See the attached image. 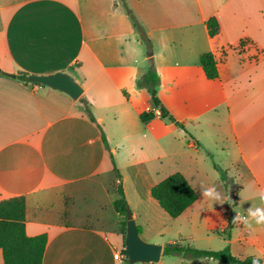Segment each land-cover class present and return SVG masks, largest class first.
<instances>
[{
    "label": "crops",
    "instance_id": "obj_1",
    "mask_svg": "<svg viewBox=\"0 0 264 264\" xmlns=\"http://www.w3.org/2000/svg\"><path fill=\"white\" fill-rule=\"evenodd\" d=\"M125 2L145 29L152 55L121 0H0V200L26 197V233L48 235L43 264H124L115 259L125 249L118 227L67 220L76 192L119 170L115 160L123 144H108L113 136L107 135L108 122L111 132L124 130L123 139L135 135L132 130L153 138L147 144L156 148V160L168 157V135L179 143L186 135L196 142L210 135L225 154L222 170L241 166L255 187L242 183L236 216L248 218L249 208L264 207L259 198L264 193V0ZM212 17L220 24L215 37L206 25ZM206 53L215 58V80L201 65ZM151 68L159 77L158 99L183 127L163 118L148 89L138 85ZM20 72H65L84 92L74 100L60 90L19 80ZM149 111L154 118L142 121ZM199 203L198 195L186 212L171 218L184 245L229 248L236 257L251 256L264 264V225L240 220L228 231L223 223L224 245L212 247L221 236L210 221L197 222ZM229 217L225 214L226 223ZM166 221L158 234L177 227ZM197 238L206 245L196 246ZM173 242L168 240L163 250ZM164 255L157 264H224L176 255L164 263Z\"/></svg>",
    "mask_w": 264,
    "mask_h": 264
},
{
    "label": "rangeland",
    "instance_id": "obj_2",
    "mask_svg": "<svg viewBox=\"0 0 264 264\" xmlns=\"http://www.w3.org/2000/svg\"><path fill=\"white\" fill-rule=\"evenodd\" d=\"M111 122H108V134L111 141L108 144H123L120 147V155L116 157V165H119L120 180L117 174H108L101 176L98 181L89 186L82 187L81 192H76L72 199L69 200L67 220L74 224H87L96 227H115L120 231H125V218L117 215L111 204L118 198V184L121 183L128 205L132 214L136 215V224L143 228L142 239L151 244L163 245L168 240L180 241L179 235L176 233L178 222L160 207L158 202L151 196V189L168 176L175 173H185L190 181H192L197 194L200 197V203L197 206L200 216L197 222H211V227L217 228V232L221 237H215L211 242L212 247H222L225 239L223 238L222 227L229 231L228 222L226 223L224 216L234 217V221L240 224L241 221L235 219L238 209L237 195L241 193V185L247 180L251 188H255L241 166L222 170L224 152L220 146H216L210 135L204 136L202 142L186 135L182 143L175 140L174 136L168 135L167 146L165 151L168 157L154 159L156 148L148 145L150 141L154 143L153 138H146V133L136 132L132 130V134L127 139H123L124 130L116 127L115 132H111ZM205 131L207 129L205 128ZM139 143V145H137ZM198 143V144H197ZM194 144V149L189 145ZM210 147L204 149L203 145ZM176 145V146H174ZM198 149V152L196 151ZM143 151V154L138 153ZM158 155V154H157ZM156 155V156H157ZM146 161L145 164L138 165L139 161ZM217 166L222 170L217 168ZM196 170L198 172H196ZM207 188H215L216 193L220 195L221 201H215L202 195ZM176 222L173 228H168L162 234H158L161 229L162 222ZM184 219H181V222ZM142 230V229H141ZM189 239V238H188ZM151 240L157 242H150ZM193 241L187 240L185 244H193ZM196 246L202 247L206 245L205 241L195 240ZM188 246V245H186ZM239 247H236V250ZM223 249V248H222ZM169 258H175L173 255H164L161 262H168ZM175 260H180L176 258ZM150 264V263H138Z\"/></svg>",
    "mask_w": 264,
    "mask_h": 264
},
{
    "label": "trees",
    "instance_id": "obj_3",
    "mask_svg": "<svg viewBox=\"0 0 264 264\" xmlns=\"http://www.w3.org/2000/svg\"><path fill=\"white\" fill-rule=\"evenodd\" d=\"M124 7L135 26L136 30L140 33L141 39L146 43L148 52L152 55V44L146 35V31L137 19L134 12L128 7L125 0H121ZM209 35L215 37L220 32V24L216 17L210 18L206 22ZM201 65L208 79L215 80L218 78V69L215 58L212 53L203 54L200 58ZM32 76L26 72L17 74V78L25 83H32L29 77ZM35 85H40L32 83ZM159 84V77L155 70L151 68L140 80L138 85L146 87L152 96L154 105L160 109L163 118H169L179 127L182 124L177 122L170 116L168 110L161 104L156 94V87ZM86 110L90 114L91 108L86 104ZM153 111L143 113L141 115L142 121H149L154 118ZM104 141L106 142L105 136ZM218 169H220L217 166ZM220 171H222L220 169ZM117 179L120 180V172L115 167ZM151 196L158 202L160 207L171 217L178 218L186 210H188L198 199V194L192 184L182 173H175L163 181L152 187ZM119 198L112 203L115 211L125 218L124 226V244L126 247V234H127V208L129 207L124 190L121 183L118 184ZM26 212L27 204L25 196H15L0 200V251L3 254L4 264H43L44 255L48 244V235L41 234L37 236H29L26 233ZM234 217H229L228 227L232 229L236 223ZM141 234L142 230L138 227ZM164 254L176 255L182 257L184 260L189 259H202L209 258L219 261L224 264H262V260L255 257L239 258L234 256L229 248L223 250H200L190 246H186L182 241H176L164 247ZM124 255L126 250L124 249ZM124 264H130L129 260L125 257ZM156 264V263H150Z\"/></svg>",
    "mask_w": 264,
    "mask_h": 264
},
{
    "label": "water",
    "instance_id": "obj_4",
    "mask_svg": "<svg viewBox=\"0 0 264 264\" xmlns=\"http://www.w3.org/2000/svg\"><path fill=\"white\" fill-rule=\"evenodd\" d=\"M29 81L65 92L74 100H78L84 92L83 86L65 72L52 75H32ZM127 219L125 256L130 264L159 263L164 251L162 245L151 244L142 239L129 207L127 208Z\"/></svg>",
    "mask_w": 264,
    "mask_h": 264
},
{
    "label": "clouds",
    "instance_id": "obj_5",
    "mask_svg": "<svg viewBox=\"0 0 264 264\" xmlns=\"http://www.w3.org/2000/svg\"><path fill=\"white\" fill-rule=\"evenodd\" d=\"M202 195L206 198L221 201L220 195L216 193L215 188H207L203 191ZM261 202H264V193L260 194ZM248 218L237 216L235 219L243 220L248 226H251V221H254L257 225H264V207H252L247 210ZM250 218V219H249ZM254 264L256 262L254 261Z\"/></svg>",
    "mask_w": 264,
    "mask_h": 264
},
{
    "label": "built area",
    "instance_id": "obj_6",
    "mask_svg": "<svg viewBox=\"0 0 264 264\" xmlns=\"http://www.w3.org/2000/svg\"><path fill=\"white\" fill-rule=\"evenodd\" d=\"M125 257L126 256L120 252L115 254V259L117 260H123Z\"/></svg>",
    "mask_w": 264,
    "mask_h": 264
}]
</instances>
